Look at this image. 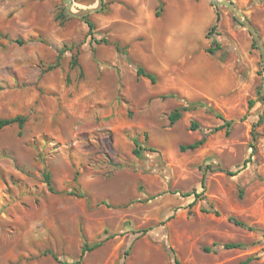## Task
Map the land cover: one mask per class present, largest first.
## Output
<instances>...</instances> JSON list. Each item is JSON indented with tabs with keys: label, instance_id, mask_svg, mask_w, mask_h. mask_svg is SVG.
Masks as SVG:
<instances>
[{
	"label": "rangeland",
	"instance_id": "obj_1",
	"mask_svg": "<svg viewBox=\"0 0 264 264\" xmlns=\"http://www.w3.org/2000/svg\"><path fill=\"white\" fill-rule=\"evenodd\" d=\"M232 1L264 41V0ZM64 8L0 0V118L28 116L22 134L17 123L0 127V264L71 263L85 241L101 240L78 264H264V65L247 28L217 6L211 43L223 58L237 52L246 87L230 105L199 100L171 124V111L199 101L160 95L147 77L90 52L89 88L75 81L67 52L50 69L70 45L56 19ZM105 67L114 72L108 91ZM203 136L202 146L180 148Z\"/></svg>",
	"mask_w": 264,
	"mask_h": 264
},
{
	"label": "crops",
	"instance_id": "obj_2",
	"mask_svg": "<svg viewBox=\"0 0 264 264\" xmlns=\"http://www.w3.org/2000/svg\"><path fill=\"white\" fill-rule=\"evenodd\" d=\"M75 4L88 7L94 3L74 1L73 8ZM218 13L210 0H104L103 8L92 13L94 39L82 18L70 15L63 23L58 21L64 29L63 40L81 46L84 77L75 81L86 88L90 79L83 56L90 52L115 64L120 74L129 70L137 75L136 65H143L157 76L160 95L179 92L190 101L230 105L244 91L246 81L237 52L223 58L219 49L214 54L207 51L212 40L208 32L219 23ZM102 37L110 42H97ZM115 42L126 53L120 52ZM105 69L101 88L108 91L115 85L109 81L114 72Z\"/></svg>",
	"mask_w": 264,
	"mask_h": 264
},
{
	"label": "trees",
	"instance_id": "obj_3",
	"mask_svg": "<svg viewBox=\"0 0 264 264\" xmlns=\"http://www.w3.org/2000/svg\"><path fill=\"white\" fill-rule=\"evenodd\" d=\"M161 8H162V4L160 5L159 11H160ZM159 11L157 13H159ZM90 15L91 14L83 17L82 19L89 26L88 34L92 35V39H94V33H95L94 30H95L96 26H95L94 21L90 18ZM69 16L70 15L67 13L66 8H64L60 13L56 14V19L59 20L61 23H63L64 20L67 17H69ZM212 29H216V25H213ZM210 34H211V31L208 32L209 36H210ZM16 41L18 43H21V44L24 43V41L21 40V39H16ZM97 42L109 43L110 41L106 37H102L100 39H97ZM115 45H116V48L120 52L126 53L125 52V48L122 47L119 42H115ZM217 46H218V42L216 40H213L211 45L207 48V51L209 53L214 54L220 48V46H218V47ZM71 51H72V55H71V59H70L71 71L79 69L80 72H79V75L76 78H78V77L82 78V77H84V71H83V67L81 66L80 61H79V55L81 53V46L80 45H76V44H72L71 45L70 44V45L64 46V48L61 49L59 51V54L57 55L56 63L50 65L49 67H50V69H52V68L56 67L57 65H59L60 64V60L63 57L64 53H66V52L67 53L68 52L71 53ZM136 66H137V75L139 77H141V76L147 77L148 79H150L152 81V83H156L157 76L154 73L148 71L143 65L137 64ZM163 96L167 97L169 95H163ZM254 103H255V101L251 99L249 101L250 107H252L254 105ZM197 105H205V104L203 102L199 101L196 104H193L191 106L184 105V106H181V107L180 106L176 107L169 114L170 123L171 124L176 123V121H178L182 117L184 111H189L191 109H194L195 107H197ZM211 110H214V109H211ZM217 115L219 117L223 118V116L219 112L217 113ZM27 121H28V116H26V115H17V116L10 117V118H0V127H5V126H8V125L17 123L19 125V133L22 134L23 133V129H24ZM224 121H225L227 126H230L232 124V121H230V120H224ZM197 127H198V123L196 121H192L191 129L194 130ZM222 127L223 126H218L215 129H221ZM205 141H206V136H203L201 139L196 140L193 143L181 145L180 148L182 150L196 149V148L202 146L205 143ZM135 143H136L137 147L133 150V152L138 157H141L142 156V151L138 147V146H141L140 143H139V140L136 139ZM228 173L229 174H236V172H232V171H228ZM45 179H46V182H47V184L49 186V189L51 191H55L54 187L52 185V175H51L50 172H48V171L45 172ZM202 183L204 184V178H203ZM236 223L238 225L246 227V224L244 222H242V221H236ZM102 244H103V240L95 242L93 244H90L87 241H85L84 244H83V247H82L80 258L78 260H76V261L71 262V263H67V262H64V261L60 260V258L58 256H56V255H54V257H55V259L57 261H59L62 264H78V263L82 262V260L84 259V257H85L87 252L93 251L94 249L98 248ZM224 246H226L228 248H234V247H242V246H244V244L238 243V242H228V243H225ZM205 249L206 250H210L211 248L210 247H206ZM174 260H175L174 261L175 264H181V262H180V260L178 258L175 257ZM252 260H253V257L249 256V257L237 262L236 264H249ZM122 264H126V263L123 261Z\"/></svg>",
	"mask_w": 264,
	"mask_h": 264
},
{
	"label": "water",
	"instance_id": "obj_4",
	"mask_svg": "<svg viewBox=\"0 0 264 264\" xmlns=\"http://www.w3.org/2000/svg\"><path fill=\"white\" fill-rule=\"evenodd\" d=\"M215 6H226L234 15V17L245 27L247 28L249 34L252 36L253 41L257 44L264 65V41L258 31L254 26L251 20L246 16V14L240 9L232 0H210ZM66 2V11L69 15L83 18L94 12H99L104 6V0H97V5H92L88 8H81L74 10V0H65ZM261 94L264 96V81L261 86Z\"/></svg>",
	"mask_w": 264,
	"mask_h": 264
}]
</instances>
